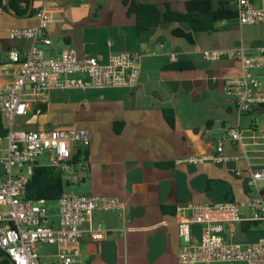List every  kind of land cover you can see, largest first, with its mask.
Instances as JSON below:
<instances>
[{
	"label": "crops",
	"instance_id": "0c3cea01",
	"mask_svg": "<svg viewBox=\"0 0 264 264\" xmlns=\"http://www.w3.org/2000/svg\"><path fill=\"white\" fill-rule=\"evenodd\" d=\"M135 1L161 6L186 0ZM44 5L57 10L48 33L51 45H37L45 57L58 56L68 47L79 58L89 55L103 63L112 54L143 53L135 89L51 90L39 105L40 115L31 113L18 120L23 128L35 130L86 129L90 145L75 148L73 156L88 164V172L80 181L67 176L69 186L78 195L116 197L123 205L93 214L91 227L100 224L109 236L96 242L85 232L78 241V264H178L181 241L175 213L179 205L234 200L247 211L243 205L257 195L246 183L249 169L264 167V106L240 112L224 88L226 78L241 72L240 60L227 56L207 60L205 53L241 49L261 63L253 74L263 83L264 93V25L220 22L212 32L193 33L190 43L173 34L175 28L190 31L187 24H163L139 33L123 0H29L23 14L7 9L0 13V87L14 83L20 71L10 52L17 50L23 57L31 45L27 39L12 40L10 31L35 26V12ZM25 7L19 4L21 10ZM177 61L192 62L196 73L177 77L162 73ZM165 111L172 112L173 126ZM229 129L240 131L246 157L224 164L186 162L189 157L214 154L221 139L225 154L242 156V148L225 139ZM5 148L2 141L0 154ZM177 160L184 162L178 165ZM259 187L264 196V185ZM57 212L58 206L50 211L55 224ZM192 232V244H197L202 227L195 225ZM39 254L43 263L56 264L55 246H42Z\"/></svg>",
	"mask_w": 264,
	"mask_h": 264
},
{
	"label": "built area",
	"instance_id": "2783aa9c",
	"mask_svg": "<svg viewBox=\"0 0 264 264\" xmlns=\"http://www.w3.org/2000/svg\"><path fill=\"white\" fill-rule=\"evenodd\" d=\"M232 3L240 26L264 25V0H260L259 5L253 0H235ZM55 12L56 9L44 5L35 12V26L12 29L9 33L12 40L27 39L31 42L23 57L17 50L10 52V59L20 65V71L14 83L0 87V114L8 130L0 138V144L6 141V148L0 154V251L13 264H46L40 260L39 248L42 246L56 247V264H78L81 255L78 241L85 232H89L96 242L109 236V231L102 229L100 224L95 229L91 227L93 214L123 207L116 197L86 196L66 191L56 201L58 223L55 224L47 209V201L25 196L37 166L55 167L65 178L73 175L78 181L82 180L88 172V164L75 161L73 151L77 147H88L90 137L83 128L35 130L23 128L18 120L31 113L40 115L43 109L39 105L51 90L87 87L135 89L140 75L143 53L112 54L103 63L89 55L79 58L77 51L68 47L58 56L45 57L37 45H51L48 33L55 21ZM222 56L241 62L240 74L224 81L225 92L234 98L238 110L246 113L264 106L263 83L253 74V68L261 63L246 57L241 49L205 53L207 60H218ZM171 59L175 60V57ZM225 139L236 142L243 155L225 154L224 139H221L214 154L189 157L186 162L194 165L207 161L224 164L246 157V144L240 131L227 130ZM40 156L46 157L48 164L40 165L37 162ZM183 162L176 161L178 165ZM248 174L246 186L257 195L243 205L247 211H242V205L232 200L189 203L176 208L181 241L178 264H264V238L246 244L236 240L244 233L241 230L243 223H254L264 228V197L259 187L264 181V167L249 169ZM85 224L88 225L86 229ZM195 225L202 227V235L197 244H192V227Z\"/></svg>",
	"mask_w": 264,
	"mask_h": 264
},
{
	"label": "trees",
	"instance_id": "16d2710c",
	"mask_svg": "<svg viewBox=\"0 0 264 264\" xmlns=\"http://www.w3.org/2000/svg\"><path fill=\"white\" fill-rule=\"evenodd\" d=\"M28 2L29 0H10V6L15 14H23L27 10ZM21 3L26 4L24 10L19 8ZM123 3L127 6L128 14L135 17L139 33L163 24H187L190 31L186 32L181 28H175L173 34L185 38L190 43L194 42L193 33L212 32L218 23L234 21L237 18L235 7L229 1H219L215 4L213 0H186L178 3L167 2L161 6L137 3L135 0H123ZM0 8L1 10L7 9L4 0H0ZM196 71L192 62L177 61L164 67L162 73H172L177 77L183 76V74L196 73ZM165 115L169 125L173 126L172 112L165 111ZM7 131L4 119L0 114V138H3ZM78 158V155L73 156L75 161ZM68 186L67 179L59 169L49 166H37L27 185L25 196L27 199L32 200L56 202L66 192ZM256 227L257 225L254 223L241 224V230L246 235L252 233ZM3 255L0 251V264H12L7 260H2Z\"/></svg>",
	"mask_w": 264,
	"mask_h": 264
},
{
	"label": "rangeland",
	"instance_id": "374dc122",
	"mask_svg": "<svg viewBox=\"0 0 264 264\" xmlns=\"http://www.w3.org/2000/svg\"><path fill=\"white\" fill-rule=\"evenodd\" d=\"M37 162L41 165H46L48 164V159L44 156H40L38 159H37ZM264 183H260V186H263ZM66 190L70 191H74L76 192L77 194H80L79 192L76 191V189L73 187V186H69L66 188ZM264 197V196H263ZM47 206V209L50 211H56L57 210V203L55 201H51V202H48L46 204ZM260 238H264V228L263 227H256L254 228L253 232L250 233L249 235H247L246 237L243 236V235H238L237 237V241L242 243V244H246V243H253V242H256L257 240H259ZM46 249H53V248H46ZM213 264H238V263H229V262H215Z\"/></svg>",
	"mask_w": 264,
	"mask_h": 264
},
{
	"label": "water",
	"instance_id": "95a60500",
	"mask_svg": "<svg viewBox=\"0 0 264 264\" xmlns=\"http://www.w3.org/2000/svg\"><path fill=\"white\" fill-rule=\"evenodd\" d=\"M4 5L6 6V8H7V10H8L9 12H11V13L14 14V10H13L12 7L10 6V0H4ZM30 7H32V5H30ZM30 12H31V8H30L29 13H30ZM1 259H2V260H7V261H9L10 263H12V262L10 261V258H9L7 255H3ZM12 264H13V263H12Z\"/></svg>",
	"mask_w": 264,
	"mask_h": 264
}]
</instances>
